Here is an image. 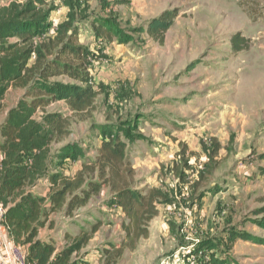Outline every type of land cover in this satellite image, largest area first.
<instances>
[{
	"label": "rangeland",
	"instance_id": "rangeland-1",
	"mask_svg": "<svg viewBox=\"0 0 264 264\" xmlns=\"http://www.w3.org/2000/svg\"><path fill=\"white\" fill-rule=\"evenodd\" d=\"M70 4L75 6L79 41L96 56L91 78L98 95L82 115L72 114L62 102L45 110L68 118L69 135L63 142L82 144L93 158L101 142L96 128L110 124L127 145L134 189H158L166 199L158 205L161 209L173 204L184 215L186 205L194 203L198 211L190 212L196 219L191 233L176 220L167 222V232L162 210L148 225L155 229L154 238L149 232L115 264H157L162 258L168 264H264V0H0V12L7 18L10 10L27 8L35 24L45 16L42 26L51 36L66 20ZM164 11L177 17L160 46L149 38L146 26ZM102 20L115 31L110 42L92 31L94 24L104 27ZM235 35L248 40L238 52L231 47ZM19 99L18 91L6 93L0 124ZM40 118V112L33 116L37 122ZM63 142L50 145L48 171L54 170L52 154ZM171 145L181 159L167 169L164 160ZM193 147L199 152H192ZM156 149L163 152L160 161H155ZM183 157L189 160L185 168ZM64 164L70 175L81 169L80 161ZM180 169L183 175L175 183L171 177ZM45 179L2 197L7 214L23 203L24 193L41 197ZM104 190L71 218L57 213L46 219L44 228L54 234L50 241L61 249L72 244L64 234L99 226L88 247L70 262L87 264L86 251L95 250L102 258L105 249L127 242L121 229L125 217L108 188ZM197 195L205 196L202 202H194ZM183 197L185 206L180 207ZM8 235L10 243L23 246L10 227ZM248 236L257 242L246 241ZM101 260L97 264L109 262Z\"/></svg>",
	"mask_w": 264,
	"mask_h": 264
},
{
	"label": "trees",
	"instance_id": "trees-1",
	"mask_svg": "<svg viewBox=\"0 0 264 264\" xmlns=\"http://www.w3.org/2000/svg\"><path fill=\"white\" fill-rule=\"evenodd\" d=\"M74 7L65 6L67 18L51 36L42 26L45 16L35 24L27 8L10 10L7 18L0 12V42L13 41L0 45V111L9 90L20 93L17 108L10 109L0 124V200L35 186L43 178L48 180L46 197L24 193L23 203L11 208L9 214L6 212L3 222L7 232L10 227L17 242L22 241L26 264H78L70 262L71 257L87 247L98 225L76 235L64 234L65 240H72V244L60 249L58 254L51 241L37 238L38 233L49 216L59 213L71 218L105 188L125 217L121 229L127 241L119 248L112 245L111 250L102 252V258L109 259L108 264H115L125 249L134 251L139 240L149 237L148 225L158 214L157 206L166 203L158 189H134V172L121 131L110 124L97 127L101 142L93 152L95 156L89 158L87 155L92 152L82 148V144L63 142L69 135L68 118L61 112H45L51 105L62 102L72 114L82 115L92 109L98 95L91 78L96 56L79 41ZM176 17L175 12L164 11L150 19L146 26L149 38L162 46ZM100 23L106 28L94 24V36L103 35L106 41H112L115 35L112 26L106 20ZM118 43L124 44V41L120 39ZM247 46L248 40L243 37L235 35L231 39L234 51ZM37 112L41 113L40 122L33 119ZM124 138L130 140L129 135ZM61 142L64 144L52 154L57 161L54 170L48 171L49 147ZM78 161L81 169L74 175L66 174L64 163ZM245 240L257 242L249 236Z\"/></svg>",
	"mask_w": 264,
	"mask_h": 264
},
{
	"label": "crops",
	"instance_id": "crops-1",
	"mask_svg": "<svg viewBox=\"0 0 264 264\" xmlns=\"http://www.w3.org/2000/svg\"><path fill=\"white\" fill-rule=\"evenodd\" d=\"M168 145H170V144H168ZM167 149H168L167 156H166V158L164 160V161H166L165 166L167 167V169L168 168H172L173 169L175 167L174 164L178 162V161H176V159H181V156H179L180 158L179 157L177 158V156H176L175 153H176V151H178V149L176 148V146H172L171 145ZM156 150H157V152H156L157 153V156L155 157V161H160V160H162L164 158L163 152L162 151H159L158 149H156ZM191 151L192 152H197V151L199 152V149L193 147V148H191ZM186 153H187V150H186ZM192 158H195V156L192 157ZM185 164H189V160L187 158H184V163L181 166V168H185L186 167ZM205 170H206V168H205ZM171 172L173 173V171H171ZM181 172H182V169L176 171V174L173 173L174 176H172L171 178L174 180L175 183L176 182H179V179L182 177L183 174ZM65 173L66 174H69L68 172H65ZM44 182H45L44 185L47 188L45 189V193L41 197H46V193H48V180L45 179ZM104 193H105V190L101 193V195H104ZM204 198H205L204 195H197L196 198L194 199L195 200L194 202H196V201L202 202ZM185 200L186 199L183 197L182 200L179 202L178 206L184 207L185 206L184 205L185 202H183V201H185ZM165 206L166 207L163 208V209H161L159 206H157V210H158L159 215H162V210H163V216L162 217L165 220L164 221L165 222L164 223V226H165V230H167V232H168V230H170V225H168L167 222L168 221H172V220L180 221L179 223L184 222L185 223V226H186V231L187 232L193 233V231H192L193 229H194V232H196L195 231L196 219L194 218V216H195V213H197L198 211L195 210L194 203H189L188 205H186V209H188V210L186 212L184 211V215H182L179 212H176L173 204H166ZM194 211H195V213H191L190 214V212H194ZM172 223H174V222L172 221ZM153 227H155V226H153ZM159 227H161V226H159ZM178 227L180 228V224H179ZM162 228L164 229V227H162ZM149 232H150L151 239L154 238L153 232L155 233V229H153V232H152L151 227H150ZM53 235H54L53 232L51 234V230H48L47 228H43V229H41L39 231L37 238L39 240L50 241V240H53L54 239ZM232 241H233V243L236 244V241L234 239ZM90 242H89V244H90ZM55 246L57 247L58 245H55ZM87 247H88V245H87ZM115 247L116 248H119L120 246L119 245H116ZM60 249L61 248H58L57 247V251L56 252H59ZM83 258H84V260H83L84 263H87V264H97V261L102 259L100 257V255H98L97 252L95 253V250H93L91 252L90 251H88V252L86 251V254H85V256ZM168 263H169V261H167L166 259L162 258L157 264H168ZM27 264H33V263L27 262Z\"/></svg>",
	"mask_w": 264,
	"mask_h": 264
},
{
	"label": "built area",
	"instance_id": "built-area-1",
	"mask_svg": "<svg viewBox=\"0 0 264 264\" xmlns=\"http://www.w3.org/2000/svg\"><path fill=\"white\" fill-rule=\"evenodd\" d=\"M7 208L0 200V264H26L25 255L20 246L10 243L3 222Z\"/></svg>",
	"mask_w": 264,
	"mask_h": 264
}]
</instances>
